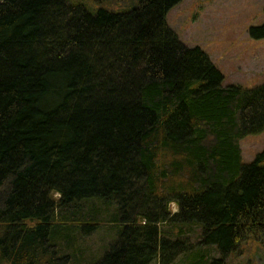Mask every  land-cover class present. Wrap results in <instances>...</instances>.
I'll use <instances>...</instances> for the list:
<instances>
[{"label": "trees", "instance_id": "1", "mask_svg": "<svg viewBox=\"0 0 264 264\" xmlns=\"http://www.w3.org/2000/svg\"><path fill=\"white\" fill-rule=\"evenodd\" d=\"M180 1L0 0V264H81L102 229L88 264H227L264 241V149H240L264 83L224 86L168 25Z\"/></svg>", "mask_w": 264, "mask_h": 264}, {"label": "rangeland", "instance_id": "2", "mask_svg": "<svg viewBox=\"0 0 264 264\" xmlns=\"http://www.w3.org/2000/svg\"><path fill=\"white\" fill-rule=\"evenodd\" d=\"M83 1L89 6L121 10L132 0ZM166 19L185 45L199 47L207 54L221 72L224 86L236 84L251 88L264 83V38L254 39L249 35L251 27L264 23V0H181L169 10ZM240 149L242 162L252 161L264 149V130L243 137ZM169 207L171 212L177 210L175 204ZM167 224L170 225L165 223L161 226L171 231ZM197 234L198 228L192 226L185 228L182 238L187 245L188 238L193 244ZM113 235V231L102 229L79 239L76 249L83 254L81 264H88L101 255ZM209 256H217L213 248ZM182 260L180 256L175 264H187L181 263ZM226 260L227 264H264V241L260 235H249ZM151 264L158 263L154 261Z\"/></svg>", "mask_w": 264, "mask_h": 264}]
</instances>
